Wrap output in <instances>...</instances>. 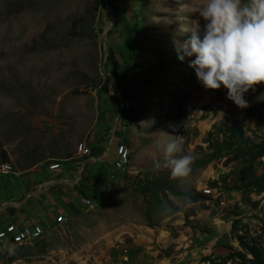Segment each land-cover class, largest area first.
I'll use <instances>...</instances> for the list:
<instances>
[{"label":"rangeland","instance_id":"rangeland-1","mask_svg":"<svg viewBox=\"0 0 264 264\" xmlns=\"http://www.w3.org/2000/svg\"><path fill=\"white\" fill-rule=\"evenodd\" d=\"M201 3L0 0V162L77 157L97 117L108 138L132 135L127 163L113 161L90 206L11 244L12 255L1 247L0 264H264V84L240 108L222 85L197 81L194 56L176 59L184 30L203 25ZM122 18L132 33L115 54ZM170 139L191 156L183 176L163 166Z\"/></svg>","mask_w":264,"mask_h":264},{"label":"clouds","instance_id":"clouds-1","mask_svg":"<svg viewBox=\"0 0 264 264\" xmlns=\"http://www.w3.org/2000/svg\"><path fill=\"white\" fill-rule=\"evenodd\" d=\"M197 21L187 30L190 35L174 43L177 60L193 57L188 61L197 81L205 89L227 90L225 96L236 106L244 108V98L249 89L264 84V0H202ZM181 149L175 139L163 147V166L172 177L183 176L189 171L191 156H176ZM155 167H161L153 160ZM7 253H14V246L7 245Z\"/></svg>","mask_w":264,"mask_h":264},{"label":"crops","instance_id":"crops-1","mask_svg":"<svg viewBox=\"0 0 264 264\" xmlns=\"http://www.w3.org/2000/svg\"><path fill=\"white\" fill-rule=\"evenodd\" d=\"M130 33L128 21L122 18L111 32L114 40L110 48L115 54L114 48L124 46ZM107 112L102 115L105 117ZM105 120L97 117L93 123L86 140L90 154L82 160L75 156V150L70 154H45L19 170L14 169L11 160L14 172L0 176V228L8 223L53 225L55 214L61 212L68 218L85 208L80 203L81 196L93 200V195L110 181V170L117 159L116 144L120 141L127 146L132 137L126 129H118L108 138L110 125ZM53 161H58L59 167L49 169L48 164Z\"/></svg>","mask_w":264,"mask_h":264},{"label":"built area","instance_id":"built-area-1","mask_svg":"<svg viewBox=\"0 0 264 264\" xmlns=\"http://www.w3.org/2000/svg\"><path fill=\"white\" fill-rule=\"evenodd\" d=\"M109 13L111 14L110 9H108ZM115 152L117 155V159L115 161V166L118 167V160L122 159L125 155L120 151L119 149V144L117 143L115 146ZM59 166H52L48 167L49 169H55L58 168ZM82 169V165L80 166L79 170ZM2 175V170H0V176ZM207 189L211 193L212 196H218L219 192H211V187L207 186ZM92 199L81 196L80 197V203L83 206L89 205L92 203ZM59 217H64V214L59 212L55 214L53 222H56ZM41 224L40 222H32L30 224H23V225H16L14 223H8L5 226L0 228V248L4 247L9 244H17V239L19 238H25V235L30 231V229L34 226H38Z\"/></svg>","mask_w":264,"mask_h":264},{"label":"bare ground","instance_id":"bare-ground-1","mask_svg":"<svg viewBox=\"0 0 264 264\" xmlns=\"http://www.w3.org/2000/svg\"><path fill=\"white\" fill-rule=\"evenodd\" d=\"M259 100H263L264 99V88L261 90V92L258 94L257 97ZM120 151L125 155L122 159L118 160V167L123 166L125 163H127L128 161V155H129V150L126 146H122L120 148ZM90 154V149L88 147H84L81 150V153L77 156L79 159H84L85 157L89 156ZM52 166H59L58 161H53L51 163L48 164V167H52ZM125 166V165H124ZM123 166V167H124ZM0 170H2V175L4 174H9V173H13V168L10 162L8 161H3L0 162ZM86 205V206H90ZM85 206V207H86ZM44 232V226L42 224H39L38 226H34L30 229V231H28V233L25 235V238H19L17 239V242H21L25 239H34V238H38L39 236H41Z\"/></svg>","mask_w":264,"mask_h":264},{"label":"trees","instance_id":"trees-1","mask_svg":"<svg viewBox=\"0 0 264 264\" xmlns=\"http://www.w3.org/2000/svg\"><path fill=\"white\" fill-rule=\"evenodd\" d=\"M108 55H110L111 56V60H112V62L114 63L115 62V58H114V56H112L111 54H110V52L108 53ZM262 144H263V146H264V140L262 141ZM8 157H7V155H6V152L4 151V150H2V149H0V160H8L7 159ZM251 158H247V159H245V161L247 162V165H248V167L247 168H249V160H250ZM246 167H243L242 169H241V172L243 173L246 169H247ZM248 174H246L245 176H247ZM245 178V177H244ZM264 188V186H258V190H261V189H263Z\"/></svg>","mask_w":264,"mask_h":264}]
</instances>
